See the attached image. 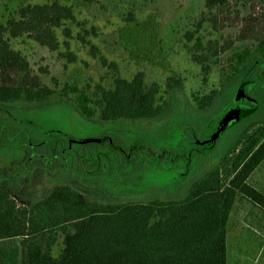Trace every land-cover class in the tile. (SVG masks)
Wrapping results in <instances>:
<instances>
[{
    "label": "trees",
    "instance_id": "1",
    "mask_svg": "<svg viewBox=\"0 0 264 264\" xmlns=\"http://www.w3.org/2000/svg\"><path fill=\"white\" fill-rule=\"evenodd\" d=\"M229 3L205 0L212 13L205 18L215 30L223 25L213 12ZM70 21H76L74 7L50 0L21 2L16 15L0 25V147L7 153L14 146L18 158L23 154L21 148L37 145L46 147V153L54 157L51 146L58 137L67 154L66 159L49 162L46 171L43 162L32 164V176L34 170L46 176L41 192L22 195L16 191L22 188L20 182H27V176L15 175V187L0 183V264H228L227 224L237 197L245 196L264 210V193L248 183L264 160L261 107L251 108V126L228 145L221 162L207 169L192 164L191 174L184 180L155 189L148 177L139 186L135 181L131 186L124 179H110L99 174L106 164L105 146L93 148L95 144H90L88 151L80 153L84 174L77 185L72 173L76 160L70 151L75 144L73 136L47 124L46 116L65 108L72 115L78 112L86 124L115 123L119 137L133 145L141 139V132L143 145H151L154 139H166L172 127L183 122L178 116L173 118L174 93L182 79L169 78L166 98L157 83L146 84L143 72L132 79L116 74L113 86L97 84L94 92L90 85L65 84L61 90L41 85L29 62L12 48L6 36L27 35L55 50L59 47L58 29L67 37L72 35L66 25ZM187 36L191 40L194 33ZM247 36L245 32L240 38ZM195 41L193 58L208 72L211 58L227 46L218 41L205 44L200 36ZM100 58L117 70L105 56ZM249 61L248 54L239 55L238 83L248 86L257 78V85L264 84L263 71L257 70L254 77L249 73ZM253 61L256 67L264 65L257 54L251 57ZM224 92L225 88L214 89L196 96L197 105L187 122L201 123L208 131L215 128ZM216 145L208 146L209 151L216 150ZM196 155L192 152V160ZM58 246V253H54Z\"/></svg>",
    "mask_w": 264,
    "mask_h": 264
},
{
    "label": "rangeland",
    "instance_id": "2",
    "mask_svg": "<svg viewBox=\"0 0 264 264\" xmlns=\"http://www.w3.org/2000/svg\"><path fill=\"white\" fill-rule=\"evenodd\" d=\"M47 1L50 0H0V25L16 15L21 2ZM250 1L230 0L224 16L233 20L237 12L239 17L247 15ZM62 2L74 7L76 21L66 24L72 31L70 37H67L62 29L57 30L59 41L57 49L52 50L41 45L27 35L18 38L6 36L12 48L19 51L29 62L32 75L39 78L41 85L57 90H61L65 84L78 87L90 85V91L94 92L97 84L113 86L116 74L132 79L135 74L143 72L146 84L157 83L163 98L168 97L166 90L169 78L182 79V85L175 89L173 103L175 110L179 112L188 108L194 111L197 105L195 97L210 94L214 89L225 88L218 108V121L235 103L241 85L238 83L241 78L237 75V60L239 55H244L246 51L255 48L256 42L238 38L240 26L232 27L225 24L220 30H215L213 24L205 18L212 14L206 9L205 0H96L93 3L62 0ZM256 11L261 12L262 9L257 6ZM189 32L194 33L191 40L187 36ZM196 36L202 37L205 44L209 41L212 43L218 41L220 45H229L219 56L211 58L208 72H205L202 65L193 58L192 47L196 42ZM101 55L107 58L108 63L113 62L117 70H114L115 67L112 68V65H105L100 58ZM247 87L249 86H246L245 90ZM258 87L259 90L256 88L252 92L258 101L255 106L261 107L264 112V84H259ZM252 106L253 104L251 108ZM177 115V120L186 118L182 113ZM190 117L191 115L188 116ZM45 122L58 126L62 134L68 132L75 138L97 135L90 124L85 126L86 123L83 121L78 122L76 115L70 114L65 108L50 116L47 115ZM250 125L251 119H248L238 124L235 129L221 134L216 142V150L208 152L203 156L205 158L198 157L196 165L207 169L221 162L228 145ZM216 126L209 131H203L205 141L217 130ZM61 133L57 134L60 136ZM0 155H5L1 147ZM45 177V174L38 172L32 176L30 183L28 182L29 187H18L16 191L22 195L41 192L47 184ZM248 183L264 193V160L250 175ZM227 233L228 264H264L262 208L251 203L245 196L239 195L229 217ZM59 249L60 246L54 253H58Z\"/></svg>",
    "mask_w": 264,
    "mask_h": 264
},
{
    "label": "flooded vegetation",
    "instance_id": "3",
    "mask_svg": "<svg viewBox=\"0 0 264 264\" xmlns=\"http://www.w3.org/2000/svg\"><path fill=\"white\" fill-rule=\"evenodd\" d=\"M257 6L262 9L261 12L256 11ZM225 9L227 8L219 7L217 10L219 15V24H222L223 26L226 24L232 27L240 26V35L247 32L248 36L246 38H240V35L238 38L241 40L247 39L256 42L255 48L246 51V54L250 57L249 73L252 77H254L257 70L260 72L263 71L261 73H264V65L256 67L254 61L251 62V57H254L255 54L264 59V0H251L249 13L245 16L239 17V12L236 11L238 13L236 16L237 18L235 17L233 20L231 18H224L223 13L226 11ZM223 26H221V28ZM226 46L228 49L229 46ZM256 80L257 78H253L252 82L248 85L249 87L246 88L245 91L247 97L241 100L236 99L235 103L231 105L228 111L233 108L251 109V104H253V109V107L258 104L257 99L253 95L254 93H252L256 90V88L259 90ZM191 111L193 112V110L188 108L179 112L174 108L173 118L178 116L177 114L182 113L187 119L185 118L181 124L173 126L170 135L166 139L162 141L154 139L151 142V145H143V133L141 132H139L141 139L136 145H133L132 142H127L119 137L120 133H118V131L120 130L117 129L115 123L109 121L103 126L96 123L91 124V122L87 120V122H89L88 124L91 125L90 127H93L94 131L97 132V135H88L83 138L73 137L75 144L74 146L72 145V149L70 151L76 160L75 167L72 169L75 182L79 185L84 174L80 168L82 164L79 160L82 158L80 153L88 151L90 144H95L93 148H97L96 145L105 146L106 150H104V152L106 164L104 165V168L100 170V173L99 171L98 173L104 174L105 176L108 175L110 179H124L126 182H129L128 185L131 186H134L135 181L136 185L139 186L143 184V181H145L144 177H148V179H151V185L155 189L162 184L168 186V184H174L181 181V179H186L191 174L192 164L196 166L198 157L202 159V157L208 152L210 153L208 146H211L204 143L206 138H204V135L202 136V134L206 129H204L203 125L201 123L199 125H193L187 122V120H190L188 116H192ZM75 115L78 122H80V120L85 121L80 118L81 116L78 112ZM248 119H251V116L241 120L238 124L243 123ZM88 124L85 126H88ZM238 124L233 126V128L226 130L225 133L235 129ZM142 128V124H140V130H142ZM216 128H218V123ZM63 148L62 141L58 137L54 147L51 146V153L54 157H51L46 153V147L37 145L30 144L29 146L21 148V152L23 154L18 158L15 157L14 146L8 148L5 155H0V183L8 182L14 184L15 187V175H18L20 178H25L27 176V182L25 180L24 184H21L22 182H20V180L19 182L22 188L29 187L30 184H28V182L30 183L32 179V164L37 161H41L45 165L44 169L46 171L45 167L49 162L50 164H53L52 162L54 160L61 158L66 159L67 154L66 152L63 153ZM192 152L197 154L195 156V161L192 160ZM50 158H53V160L50 161ZM118 161L120 164H118ZM16 170L18 171L17 174ZM39 171L41 170H34L33 175ZM181 175H183V177ZM130 193L132 194L133 192Z\"/></svg>",
    "mask_w": 264,
    "mask_h": 264
},
{
    "label": "water",
    "instance_id": "4",
    "mask_svg": "<svg viewBox=\"0 0 264 264\" xmlns=\"http://www.w3.org/2000/svg\"><path fill=\"white\" fill-rule=\"evenodd\" d=\"M246 83H242L238 88L236 99H245L247 97L245 91ZM252 113V109L246 108H234L228 111L222 119L219 121V126L217 130L210 136V138L204 143L208 145H213L217 139L223 134L227 129L238 124L241 120L247 118ZM93 140V139H89Z\"/></svg>",
    "mask_w": 264,
    "mask_h": 264
}]
</instances>
